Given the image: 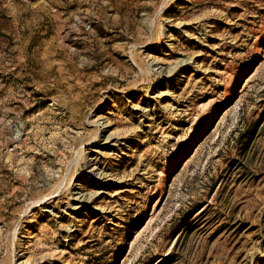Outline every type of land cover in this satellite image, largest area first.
Returning <instances> with one entry per match:
<instances>
[{
    "label": "rangeland",
    "instance_id": "374dc122",
    "mask_svg": "<svg viewBox=\"0 0 264 264\" xmlns=\"http://www.w3.org/2000/svg\"><path fill=\"white\" fill-rule=\"evenodd\" d=\"M0 264H264V0H0Z\"/></svg>",
    "mask_w": 264,
    "mask_h": 264
},
{
    "label": "bare ground",
    "instance_id": "6f19581e",
    "mask_svg": "<svg viewBox=\"0 0 264 264\" xmlns=\"http://www.w3.org/2000/svg\"><path fill=\"white\" fill-rule=\"evenodd\" d=\"M80 200H82L81 198H79Z\"/></svg>",
    "mask_w": 264,
    "mask_h": 264
}]
</instances>
